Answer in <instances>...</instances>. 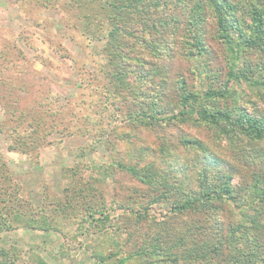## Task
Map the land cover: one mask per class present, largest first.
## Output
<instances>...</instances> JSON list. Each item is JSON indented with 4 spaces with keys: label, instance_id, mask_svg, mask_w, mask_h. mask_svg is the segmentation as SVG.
I'll return each mask as SVG.
<instances>
[{
    "label": "trees",
    "instance_id": "obj_1",
    "mask_svg": "<svg viewBox=\"0 0 264 264\" xmlns=\"http://www.w3.org/2000/svg\"><path fill=\"white\" fill-rule=\"evenodd\" d=\"M66 1V5L60 3L59 7L67 13L66 17L80 22L84 36L92 41H104L100 54L104 62L99 75L106 82L99 87L103 101H97L95 113L102 121L122 104L126 105L125 118L135 128H165L178 121L203 125L229 140L241 167L249 173L246 180L235 181L238 166L215 158L198 137L180 139L182 146L194 149L195 189L181 186L189 180L190 168L186 164H177L167 171L156 162L140 165V160L146 158L142 147L136 150L140 160L135 164L112 162L111 169L116 167L147 189L134 188L127 199L117 202L123 223L114 229L115 239L111 240L114 250L109 254L90 251L92 262L264 264V110H259L256 103L248 109L244 104L252 100L244 102L237 89L242 85L248 87L264 108V0ZM211 31L217 48H212L208 40ZM172 47L184 48L187 61L198 63L195 66L198 74L204 75L203 80L207 79L208 83L201 91L190 90L184 77L178 74L175 105L167 106L166 76L161 68L147 62L144 53L153 57L170 54L172 58ZM134 79L156 92L154 96L148 97L150 93L132 88L129 81ZM92 80L97 83L95 75ZM21 87L18 83V87L7 88L5 92L10 94ZM134 91L142 98L138 99ZM2 95L0 103H5L8 97ZM129 96L133 101L127 105ZM145 97L148 103L143 100ZM16 111H6L5 119L0 121V133L8 140L7 150L37 160L38 151L53 142L48 136L60 131L57 126L62 124L63 116L53 106L50 112L16 114ZM110 134L111 129L102 126L92 148L103 141L102 146L110 154L115 153L117 144ZM160 152L163 157L168 154L164 147ZM83 155L85 151L80 157ZM170 162H176V158ZM99 171L96 176L88 172L84 188L77 187V182L69 183L63 189V198L35 207L19 195V187L11 180L0 154V233L19 227L49 232L58 223L53 214L66 215L70 208L89 211L87 219L101 222L105 229L111 222L112 211L104 201L92 208L94 193L88 195L97 190L96 183L111 180V173L101 168ZM179 174H185L180 181ZM72 175L77 176V171L73 170ZM160 204L170 212L165 220L157 221L149 212ZM142 223L147 228L144 233L138 227ZM139 231L138 239L132 240ZM17 251L0 247V264H15ZM37 259L35 264H48L42 258Z\"/></svg>",
    "mask_w": 264,
    "mask_h": 264
},
{
    "label": "rangeland",
    "instance_id": "obj_2",
    "mask_svg": "<svg viewBox=\"0 0 264 264\" xmlns=\"http://www.w3.org/2000/svg\"><path fill=\"white\" fill-rule=\"evenodd\" d=\"M66 2V0H0V94L8 97L5 103L4 101L0 103V121L5 119L6 111L9 112L11 109H16V114H19L21 111H49L53 106L59 108L60 116H63L62 124L57 126L60 131L55 130L48 136V140L53 142L38 151L37 160L21 153L8 152V140L2 133L0 154L7 165L11 180L19 187V195L35 207L42 202L49 204L50 201L52 204L63 198V189L69 183L77 182L76 186L82 188L90 173L96 176V173L100 172L99 168L111 173L109 183H96L97 190L88 193L89 196L94 193L91 199L92 208L105 202L112 211L111 222L107 223L104 229L101 222L94 223L87 219L89 211L70 208L66 215L60 213L58 217L53 214L58 223L53 226L54 230L49 232L19 227L10 232L0 233V247L18 250L15 264H35L37 258H42L48 264H96L89 258L90 251L109 254L114 250L111 241L112 238L115 239L114 229L117 224L123 223L117 202L127 199L134 188L140 191L147 188L116 167L111 169L110 166L114 161L135 164L140 160L136 153L139 147L146 150V158L144 161L140 160V165L148 161L156 162L155 164L166 171L176 168L177 164L188 165L189 180L185 181L188 185L181 184L186 190L197 187V169L193 167L194 149L182 146L180 141L182 137H198L208 146L215 158L238 166L235 181L246 180L249 177V173L241 167L242 163L230 148L229 140L217 136L214 130L203 125L178 121L165 128L160 126L156 129L135 128L125 118L126 105L122 104L118 110L112 111L107 117L104 116L102 121L95 113L98 110L97 101H103L99 87L106 82L99 75V67L104 62L100 55L104 41H92L84 36L80 22L76 18L71 19V16L66 17L67 13L65 14L58 5L60 3L66 5ZM212 35L211 31L208 40L212 48H217L218 45L211 39ZM172 51L174 53L172 58L170 54L153 57L148 52L146 53L149 55L144 53L147 62H151L153 67L161 68L166 76L167 85L164 92L167 95L164 103L167 106L175 105L177 89L175 82L178 80V74L184 77L190 90L201 91L208 83L207 79L203 80L204 75L198 74L199 71L195 67L198 63L195 60L187 61L184 48L172 47ZM93 75L97 83L92 80ZM18 83L22 85L20 89L13 93L9 91L10 94L5 92L7 88L18 87ZM129 83L134 89L145 94L150 93L148 97H153L156 93L149 90L140 80L134 79ZM237 89L244 102L252 100V103L244 104L248 109L256 103L259 110H264L261 102L248 87L242 85ZM134 92L138 99L142 98L139 93ZM114 98L115 96L113 100ZM132 101L133 97L129 96L127 105L132 104ZM145 102L148 103L149 99ZM102 126L111 129L112 141L117 144L115 153L110 154L102 146L103 141L98 147L92 148V141ZM22 127L27 128L25 124ZM78 129L84 133H78L76 131ZM162 147L168 153L166 157L161 155ZM84 151L85 155L80 157ZM172 158H176V162L171 163ZM73 170L77 171V176L72 175ZM184 175H177L178 180H182ZM84 194L86 195V192ZM169 212L167 206L160 204L152 207L149 214L153 219L161 221L167 218ZM96 218H99V213ZM138 227L142 233L147 230L145 223L139 224ZM139 233L140 231L131 239H138Z\"/></svg>",
    "mask_w": 264,
    "mask_h": 264
}]
</instances>
